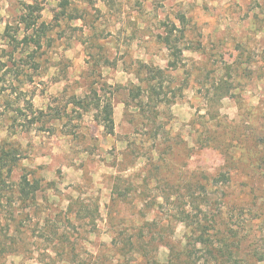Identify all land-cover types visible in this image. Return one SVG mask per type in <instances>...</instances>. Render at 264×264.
I'll list each match as a JSON object with an SVG mask.
<instances>
[{
	"label": "rangeland",
	"instance_id": "obj_1",
	"mask_svg": "<svg viewBox=\"0 0 264 264\" xmlns=\"http://www.w3.org/2000/svg\"><path fill=\"white\" fill-rule=\"evenodd\" d=\"M178 12L190 49L173 70L157 37ZM141 65L164 71L155 94ZM220 82L229 93L213 99ZM99 100L113 106V135ZM8 144L18 168L7 186L26 173L42 189L35 208L3 204L0 242L12 246L0 264H140L146 251L165 264L192 234L158 207L205 191L241 256L264 264V0H0Z\"/></svg>",
	"mask_w": 264,
	"mask_h": 264
},
{
	"label": "trees",
	"instance_id": "obj_2",
	"mask_svg": "<svg viewBox=\"0 0 264 264\" xmlns=\"http://www.w3.org/2000/svg\"><path fill=\"white\" fill-rule=\"evenodd\" d=\"M68 7V1H63L59 4L60 16H67ZM40 10L37 9V11ZM22 22L26 25L27 29L34 27L36 24L31 18H23ZM162 26L163 34L157 38L168 50V67L175 70L182 64L184 51L190 49L186 39L189 21L185 14L178 12L173 20L163 22ZM247 58L249 65L254 64V60H252L250 54ZM241 68L242 65L232 63L226 70L227 72L229 70L230 73H237L243 71ZM140 69V71H144L145 77L149 78L150 81L147 82L149 85L152 84L149 86L152 93L155 94L156 90L163 88V70L145 65H141ZM230 88L231 86L228 82L218 83L217 86H213V89H211V98L220 99L221 96L229 93ZM211 101L214 102L213 100ZM87 109H84L85 112H89ZM93 110L96 112V120L103 127L105 133L113 135L114 121L112 118L113 106L111 102L99 100L94 104ZM17 154L16 148H13L9 144L8 148H0V211L3 210L4 203L9 207L21 205V208L24 207V209L35 208L37 205V194L42 189L41 183L38 180L30 179L26 173L22 174L18 181L12 184L13 187L7 186L5 179H12L15 170L18 168ZM186 197L188 201L180 206L171 204L169 207L163 208V206L158 205L159 210L170 214L166 215V217H169L170 225L172 223L183 224L190 229L192 234L185 246L179 243L176 248H172L173 254L170 255L165 264H200L201 261V264H251L252 261L249 262L240 254L241 242L236 241L238 233L228 227H225L223 231L220 230L218 220L221 219V215L216 216L213 214L215 211L220 213V210H213L209 192L205 191L202 197L199 198H195L192 194ZM10 216L13 220L12 222H14L15 218L12 217L14 214L11 213ZM158 236L160 237L154 240L160 243L163 240V237H161L163 235L158 233ZM15 242L16 240L13 239V244ZM149 242L150 240L146 241V243ZM134 244L136 243L132 239H128L122 246L126 250L127 246L134 248ZM7 246H12L11 242H0V261H5L9 255L7 253ZM198 254L202 256L200 259ZM149 256L148 251L142 253L141 258L143 263L140 264H158L155 260L152 261ZM116 264L134 263L120 261Z\"/></svg>",
	"mask_w": 264,
	"mask_h": 264
}]
</instances>
